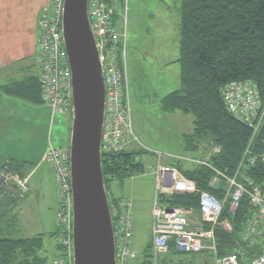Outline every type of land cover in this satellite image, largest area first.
I'll return each instance as SVG.
<instances>
[{"label": "built area", "instance_id": "1", "mask_svg": "<svg viewBox=\"0 0 264 264\" xmlns=\"http://www.w3.org/2000/svg\"><path fill=\"white\" fill-rule=\"evenodd\" d=\"M123 0H88V18L105 85L104 122L101 137V155L121 152L136 141L129 98V74L126 60V31L119 27L116 15ZM65 0H51L38 21L41 97L52 112V117L71 114L73 118V75L63 36ZM229 112L253 129L252 138L264 125V102L251 82H232L222 89ZM206 151L201 156L150 151L156 158L150 166L155 176L152 206L153 264L170 254H201L211 264H264V190L250 176L258 156L247 148L232 171L214 164L221 147L213 141L204 142ZM43 162L51 170L57 187L56 244L58 254L52 264H74L73 248V190L70 145H50ZM206 167L210 171L208 183L213 190H199L195 182L180 168ZM147 168V167H145ZM186 169V168H185ZM146 172V169H145ZM144 172V173H145ZM148 172V171H147ZM4 196L23 200L29 192V179L5 162L1 173ZM177 193L197 194L196 205L180 206L170 201ZM246 199L249 212L245 214L236 251H251L240 259L238 252L220 256L217 231L232 233L234 217ZM109 200V199H108ZM109 208L115 239L117 264L135 257L132 248L134 236V207L131 199H110ZM172 255V254H171ZM165 264H205L170 258Z\"/></svg>", "mask_w": 264, "mask_h": 264}, {"label": "trees", "instance_id": "2", "mask_svg": "<svg viewBox=\"0 0 264 264\" xmlns=\"http://www.w3.org/2000/svg\"><path fill=\"white\" fill-rule=\"evenodd\" d=\"M180 16L177 62L180 63L181 88L164 97L163 109L192 115L194 130L187 137V146L198 148L204 142H215L221 152L213 162L224 170L232 171L246 149L251 148L258 159L250 176L264 190V125L252 138L253 129L229 112L222 95L227 84L248 81L256 86L264 102V0H181ZM116 19H119L118 14ZM3 90L35 104L43 102L39 81L32 91L24 84L6 85ZM144 153L147 152L128 148L104 156L105 186L111 181H124L144 173L141 159ZM10 164L13 170L18 169L17 164ZM180 168L199 190L218 194L208 183L210 171L206 167ZM109 190L108 199L114 200ZM170 202L180 206L196 205L197 194L177 193ZM249 209L244 199L234 217L235 230L232 233L217 231L220 256L233 252H238L241 260L250 256V250L239 252L235 246ZM144 251L141 264H153L151 242ZM171 254L173 251L160 263L165 264ZM56 255L49 260L42 234L29 238L0 237V264H52ZM189 261L211 264L201 254L192 255Z\"/></svg>", "mask_w": 264, "mask_h": 264}, {"label": "rangeland", "instance_id": "3", "mask_svg": "<svg viewBox=\"0 0 264 264\" xmlns=\"http://www.w3.org/2000/svg\"><path fill=\"white\" fill-rule=\"evenodd\" d=\"M180 6L181 0H123L118 10L117 24L126 31L129 96L133 131L137 138L129 148H142L143 145L152 151L201 156L206 151L202 145L186 149L185 141L194 130L193 116L179 111L163 112L157 101L161 94L181 88L180 63L176 62L180 57ZM148 90L158 96H148ZM55 118L52 117L53 121ZM143 161L147 167L145 173L125 181H111L106 186L107 194L110 189L109 194L129 198L134 207L132 248L137 254L124 264H141L144 250L147 251L153 237L155 176L149 167L155 166L156 158L151 153H144ZM1 202L3 210L9 208L6 212L8 218L0 222V237L29 238L43 230V203L14 201L6 196ZM56 222L58 226V217ZM55 240L56 234H46L45 247L50 258L55 251ZM176 256L189 259L192 254Z\"/></svg>", "mask_w": 264, "mask_h": 264}, {"label": "crops", "instance_id": "4", "mask_svg": "<svg viewBox=\"0 0 264 264\" xmlns=\"http://www.w3.org/2000/svg\"><path fill=\"white\" fill-rule=\"evenodd\" d=\"M50 2L51 0H0V202L5 198L2 168L5 162H12L18 166L15 171L29 179L30 192L23 200L44 204L42 211L45 220L41 222L43 230L39 234L45 237L47 233L51 235L56 232L58 193L54 176L48 165L43 162V156L51 144L58 147L70 145L72 115H58L53 121L51 109L47 104L44 102L35 104L27 99L7 94L3 86L24 84L32 91L38 84L40 75L37 63L38 21ZM146 94L150 97L158 96L149 90ZM166 95L161 94L160 98H157L163 112L165 110L162 101ZM177 111L181 112L180 110L167 112ZM185 143L187 149V142ZM141 146L142 148L129 149L144 150L147 154L152 151ZM141 159L144 164L143 156ZM111 196L121 199L113 194ZM8 208L3 210L0 206V222H5L8 218L6 216ZM54 247V254H58L56 240ZM176 255L170 256L177 260H189Z\"/></svg>", "mask_w": 264, "mask_h": 264}, {"label": "water", "instance_id": "5", "mask_svg": "<svg viewBox=\"0 0 264 264\" xmlns=\"http://www.w3.org/2000/svg\"><path fill=\"white\" fill-rule=\"evenodd\" d=\"M63 36L73 75L71 129L74 264H117L101 137L105 85L88 0H65Z\"/></svg>", "mask_w": 264, "mask_h": 264}]
</instances>
